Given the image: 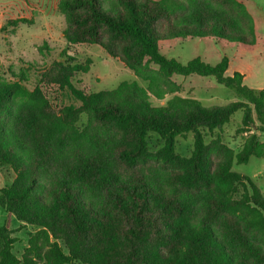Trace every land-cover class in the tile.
<instances>
[{
  "label": "trees",
  "instance_id": "obj_1",
  "mask_svg": "<svg viewBox=\"0 0 264 264\" xmlns=\"http://www.w3.org/2000/svg\"><path fill=\"white\" fill-rule=\"evenodd\" d=\"M67 45H96L147 83H120L85 94L71 79L91 62H53L47 82L80 103L55 110L39 87L0 78V167L14 178L0 188V264H264V197L232 170L264 158L252 131L264 132V89L227 76L223 57L186 64L159 45L195 38L252 49L254 23L236 0H60ZM26 23L25 20L11 21ZM250 36L251 38H249ZM212 77L236 101L204 107L195 99L162 98L174 76ZM172 88L169 92L176 91ZM237 111L239 151L218 134ZM85 117V121H82ZM192 135L189 156L176 139ZM153 135L159 147L151 149ZM212 158L214 160H212ZM10 218L31 227L19 257Z\"/></svg>",
  "mask_w": 264,
  "mask_h": 264
},
{
  "label": "rangeland",
  "instance_id": "obj_2",
  "mask_svg": "<svg viewBox=\"0 0 264 264\" xmlns=\"http://www.w3.org/2000/svg\"><path fill=\"white\" fill-rule=\"evenodd\" d=\"M60 0H0V78L6 82L18 81L23 75L22 85L28 90L39 87L55 110L65 106L79 107L69 90L60 89L57 85L42 78L53 62L65 61L66 57L74 58L77 63L89 60L87 73H77L71 79L72 85L85 94L99 91H110L120 83H137L144 89L147 83L134 76L123 63L111 58L103 49L96 45H67L63 39L65 29L64 17L58 12ZM141 2H159L161 0H138ZM247 10L253 20L252 49L235 45H224L216 40L195 38L185 41H168L159 45V50L166 58H172L186 64L194 58H200L209 65L217 64L223 57L229 62L227 76L232 71H239L244 76L243 84L253 90L264 89V0H236ZM25 20L26 23L11 21ZM251 38L250 36H248ZM65 52L66 57L61 56ZM171 87L166 88L162 98L148 93L152 106H163L173 96L191 98L199 101L204 107L224 106L237 98L235 95L216 84L212 77L191 75L188 77L174 76L170 79ZM176 88L174 92L170 89ZM242 112L237 111L221 132L212 134L204 131L205 142L215 139L219 134L221 142L228 148L239 151L243 137L238 134ZM85 117H82V121ZM259 143L264 145V132L252 131ZM151 149L159 147L153 135L148 138ZM192 135L176 139V153L186 157L192 150ZM212 160H214L212 158ZM232 170L249 177L259 188L264 197V158L251 157L246 164H234ZM14 174L9 167H0V188L9 185ZM6 213L0 209V227L6 219ZM9 229L16 239L13 252L19 257L26 246L27 234L33 232L31 227L20 228V224L10 218Z\"/></svg>",
  "mask_w": 264,
  "mask_h": 264
},
{
  "label": "crops",
  "instance_id": "obj_3",
  "mask_svg": "<svg viewBox=\"0 0 264 264\" xmlns=\"http://www.w3.org/2000/svg\"><path fill=\"white\" fill-rule=\"evenodd\" d=\"M227 71H228V70H227ZM234 72H239V71L233 70V71H232V74H233ZM226 74H227V73H226ZM244 79H245V78H244ZM243 81H244V80H243ZM259 90H260V89H259Z\"/></svg>",
  "mask_w": 264,
  "mask_h": 264
}]
</instances>
